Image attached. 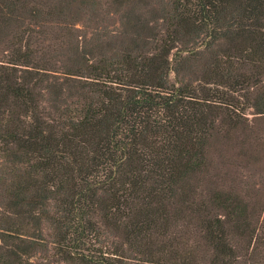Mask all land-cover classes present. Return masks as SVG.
Returning a JSON list of instances; mask_svg holds the SVG:
<instances>
[{
    "label": "trees",
    "instance_id": "trees-1",
    "mask_svg": "<svg viewBox=\"0 0 264 264\" xmlns=\"http://www.w3.org/2000/svg\"><path fill=\"white\" fill-rule=\"evenodd\" d=\"M50 5L0 0V264L41 227L51 264H264L256 211L191 184L219 127L264 114V0H172L64 54L20 26Z\"/></svg>",
    "mask_w": 264,
    "mask_h": 264
},
{
    "label": "rangeland",
    "instance_id": "rangeland-1",
    "mask_svg": "<svg viewBox=\"0 0 264 264\" xmlns=\"http://www.w3.org/2000/svg\"><path fill=\"white\" fill-rule=\"evenodd\" d=\"M53 4L45 10L56 9L64 14L41 26L24 21L21 28L30 29L34 38L46 44L74 41L82 46L90 44L115 43L124 29L125 23L138 18L143 23L154 26L161 7L167 8L172 0H44ZM28 24H27V23ZM129 26V25H126ZM172 76L170 81H172ZM208 167L196 175L191 184L196 185L199 199L207 200L211 193L236 194L249 208H253L264 225V114H255L251 109L246 119L237 127H219L208 145ZM41 235L46 250L38 248L30 258L31 264H51L47 262L51 251V235L41 227ZM197 243L204 248L201 234H194ZM258 241V240H257ZM256 243V242H255ZM2 247V243H0ZM252 247L254 246L252 241ZM262 250V249H261ZM1 252V250H0ZM29 260V259H28Z\"/></svg>",
    "mask_w": 264,
    "mask_h": 264
}]
</instances>
